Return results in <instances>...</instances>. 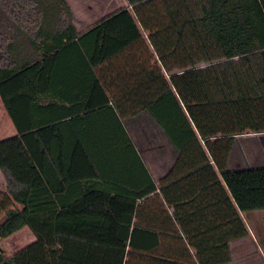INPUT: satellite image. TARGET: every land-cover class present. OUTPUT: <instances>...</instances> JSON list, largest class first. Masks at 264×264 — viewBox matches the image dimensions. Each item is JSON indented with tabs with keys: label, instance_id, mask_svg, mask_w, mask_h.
I'll list each match as a JSON object with an SVG mask.
<instances>
[{
	"label": "trees",
	"instance_id": "1",
	"mask_svg": "<svg viewBox=\"0 0 264 264\" xmlns=\"http://www.w3.org/2000/svg\"><path fill=\"white\" fill-rule=\"evenodd\" d=\"M125 1L80 34L67 0H0V96L18 131L0 140V239L36 237L0 246V264H197L190 247L229 264L250 235L242 213L264 210V165L230 166L239 136L264 134V0ZM71 65L100 108L53 111L63 96L41 82ZM143 110L179 154L160 187L123 124ZM161 196L175 217L183 197L210 201L226 232L179 250L135 223L144 199L166 211Z\"/></svg>",
	"mask_w": 264,
	"mask_h": 264
},
{
	"label": "crops",
	"instance_id": "2",
	"mask_svg": "<svg viewBox=\"0 0 264 264\" xmlns=\"http://www.w3.org/2000/svg\"><path fill=\"white\" fill-rule=\"evenodd\" d=\"M125 7H127V3L122 8ZM93 9V7L89 6L88 12H93ZM118 10L104 15L95 22H88L86 27L83 25L80 26L76 22H74V25L78 33L82 34ZM80 27H84V29ZM113 62L117 65H124L125 59L114 58ZM74 69L71 65L70 69L63 70L57 74L53 73V77L50 80L46 79L41 82L42 87H46L45 94L47 97L56 96L58 99V96H63V101L59 100V105L55 106L53 111H56L58 108L59 110L57 111L62 110L63 113H66L71 108L78 107L83 109L80 114H85L87 112L85 110L89 107L97 109L102 106L100 102L102 99L101 91L95 89L94 94H91L93 86L87 81V73ZM123 124L133 141L136 151L142 158L147 171L149 170L157 187H160L161 183L168 176L170 177L172 175L173 167L179 156L178 151L147 110L123 119ZM17 134L16 126L8 115L0 96V140L16 136ZM233 151L230 158V166L232 168H234L231 165ZM1 179L3 185L6 187L5 179L0 172ZM184 202H190V205L193 207L181 206ZM206 203L199 199L191 201L183 197L182 200H179V208L175 217L174 209L166 203L162 196L160 206L162 208L164 207L166 211L160 213L153 211L155 208L153 206L148 210V205L151 202L148 203V199H144L140 201L141 212L136 217L135 223H140L145 227L151 226L162 237L176 234L178 238V249H186L190 247L188 237H193L195 242L201 243L204 238L215 237L218 232H226L227 226L225 218L217 216L216 207L211 208L210 201H208L209 207L207 209L197 211L198 206H203ZM242 217L249 229L250 235L243 239L230 242L232 261L229 264H264V210L242 213ZM30 233L34 236L31 231ZM34 238L36 239L35 236ZM247 241L251 243V250H240L238 248V251H236L235 246L237 244L247 243ZM189 249L192 252L194 261L199 264L196 247H190Z\"/></svg>",
	"mask_w": 264,
	"mask_h": 264
},
{
	"label": "rangeland",
	"instance_id": "3",
	"mask_svg": "<svg viewBox=\"0 0 264 264\" xmlns=\"http://www.w3.org/2000/svg\"><path fill=\"white\" fill-rule=\"evenodd\" d=\"M74 16V22L86 27L88 22H95L115 10L126 5L125 0H67ZM89 6L93 7V12H88ZM92 13V14H91ZM91 15V16H89ZM84 27H80L84 29ZM231 165L235 167L263 166L264 165V134L247 133L236 139ZM5 186L0 180V190ZM35 240L29 228H24L6 240L0 239V246L4 248L8 255L29 245ZM249 249L251 243H240L235 246L236 251ZM238 256V255H237ZM139 263V262H138ZM256 263V261H255ZM134 264V263H133ZM245 264V263H239Z\"/></svg>",
	"mask_w": 264,
	"mask_h": 264
}]
</instances>
